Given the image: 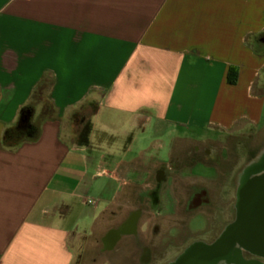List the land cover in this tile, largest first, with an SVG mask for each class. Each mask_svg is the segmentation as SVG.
I'll return each instance as SVG.
<instances>
[{"label":"crops","instance_id":"obj_1","mask_svg":"<svg viewBox=\"0 0 264 264\" xmlns=\"http://www.w3.org/2000/svg\"><path fill=\"white\" fill-rule=\"evenodd\" d=\"M45 78L57 117L4 147ZM207 129L264 133V0H0V264H75Z\"/></svg>","mask_w":264,"mask_h":264},{"label":"flooded vegetation","instance_id":"obj_2","mask_svg":"<svg viewBox=\"0 0 264 264\" xmlns=\"http://www.w3.org/2000/svg\"><path fill=\"white\" fill-rule=\"evenodd\" d=\"M211 153L197 147L189 156L160 160L152 188L123 214L110 212L97 256L107 257V264H176L192 247L213 246L232 226L241 229L249 210L264 213V152L247 165L237 156ZM242 257L257 259L249 250Z\"/></svg>","mask_w":264,"mask_h":264},{"label":"water","instance_id":"obj_3","mask_svg":"<svg viewBox=\"0 0 264 264\" xmlns=\"http://www.w3.org/2000/svg\"><path fill=\"white\" fill-rule=\"evenodd\" d=\"M244 215L241 229L232 226L213 246L192 247L176 264H264V213L249 210ZM247 250L257 259H244L242 253Z\"/></svg>","mask_w":264,"mask_h":264},{"label":"rangeland","instance_id":"obj_4","mask_svg":"<svg viewBox=\"0 0 264 264\" xmlns=\"http://www.w3.org/2000/svg\"><path fill=\"white\" fill-rule=\"evenodd\" d=\"M203 131L196 130L194 136L197 140H200L201 143L198 145L202 151L206 149H211V154L223 155V156H232L238 157L247 165L250 161L258 155H261L264 152V133L260 134H249L243 137H238L235 139L227 138L225 135L221 134L218 131L207 129ZM159 135L153 136V140L159 139ZM240 148V150H239ZM236 152V153H235ZM239 152V153H238ZM163 153V152H162ZM202 155V154H200ZM198 172H203L201 169H197ZM228 206L230 210L233 209V196L228 197ZM232 219V218H230ZM79 253L75 261V264H107L104 262L106 258L101 259L97 256V253L100 251V246L97 245V242L93 240L89 245L82 244L78 246ZM80 254L84 256L80 257ZM114 264H130L127 261H118Z\"/></svg>","mask_w":264,"mask_h":264},{"label":"trees","instance_id":"obj_5","mask_svg":"<svg viewBox=\"0 0 264 264\" xmlns=\"http://www.w3.org/2000/svg\"><path fill=\"white\" fill-rule=\"evenodd\" d=\"M230 84L236 82V75H229ZM50 87L48 78H45L41 85L35 90L32 96V102L23 107L20 111L19 120L13 128L8 129L3 137V146L6 148H15L24 141H35L40 137V127L32 122L34 115V107L38 104L43 105L41 119L52 120L56 118V110L47 94ZM91 133V125L81 133L79 143L81 145L89 144V136Z\"/></svg>","mask_w":264,"mask_h":264},{"label":"built area","instance_id":"obj_6","mask_svg":"<svg viewBox=\"0 0 264 264\" xmlns=\"http://www.w3.org/2000/svg\"><path fill=\"white\" fill-rule=\"evenodd\" d=\"M91 203H95L94 201H91Z\"/></svg>","mask_w":264,"mask_h":264}]
</instances>
